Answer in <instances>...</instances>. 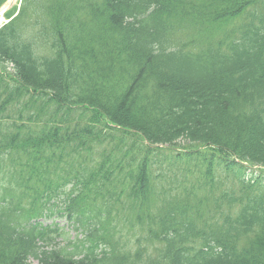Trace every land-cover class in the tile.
<instances>
[{
    "label": "trees",
    "instance_id": "16d2710c",
    "mask_svg": "<svg viewBox=\"0 0 264 264\" xmlns=\"http://www.w3.org/2000/svg\"><path fill=\"white\" fill-rule=\"evenodd\" d=\"M5 17L0 264H264V0Z\"/></svg>",
    "mask_w": 264,
    "mask_h": 264
},
{
    "label": "rangeland",
    "instance_id": "374dc122",
    "mask_svg": "<svg viewBox=\"0 0 264 264\" xmlns=\"http://www.w3.org/2000/svg\"><path fill=\"white\" fill-rule=\"evenodd\" d=\"M17 2H18V0H8L6 6L4 8H6L7 6L12 7V6L16 5ZM4 8L2 10H4ZM3 24L4 23L1 22V25H3ZM253 170H257V169L254 168ZM253 175H258V171H254ZM52 223L57 224L58 227L65 233V235L62 238H60L56 241V244H58L60 247L66 246V244L68 243L67 241L73 242L75 240V238H77V236L79 235V234H77V232H75L72 229L71 224L66 220V218H58V217H55V215H54V216H52V218L44 220V224H46V225H50Z\"/></svg>",
    "mask_w": 264,
    "mask_h": 264
}]
</instances>
